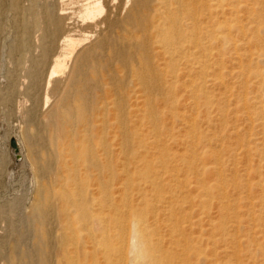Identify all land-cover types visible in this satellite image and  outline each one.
Wrapping results in <instances>:
<instances>
[{
    "label": "bare ground",
    "instance_id": "6f19581e",
    "mask_svg": "<svg viewBox=\"0 0 264 264\" xmlns=\"http://www.w3.org/2000/svg\"><path fill=\"white\" fill-rule=\"evenodd\" d=\"M30 1V6L23 5L25 7H21L18 0L12 2L25 13L26 17L21 21L23 32L28 35L33 26L40 28L43 40L54 33L59 51L54 53L49 74L44 75L49 76L50 83L53 76L61 75L60 80L69 94L68 100L56 99L50 110H47L48 105L47 109L45 107L51 119L48 135H42L40 130L42 141L41 144L37 142L42 150L41 158L35 160L39 189L25 219L28 223L24 221L30 225L32 244L25 249L20 246L23 248L19 250L17 242L21 244L23 240L19 236L23 237L26 231L19 233L23 226H16L19 230L14 232H18L16 238L21 241L8 243L12 247L6 257L11 264H213L215 261L205 255L199 244L201 236L190 235L193 227L183 213L188 200L172 195L171 201L176 202L180 210L170 212L169 221L160 218L155 201L169 199L162 184L166 178L158 179L164 177L159 173L161 167L157 168L158 172L143 154H148L149 146H155L159 149V162L168 164L170 158L161 150L158 138L162 128L159 108L162 105L170 114H175L180 81L189 77L192 82L190 94L197 110L196 115H191L192 121L188 125L191 131L187 135L194 143H201V150L190 151L189 162L183 159L182 166L198 176L196 182L185 181L203 197H209V191L218 188V181L203 185L206 180L203 176L210 172V166L198 163L202 157L214 155L217 167L214 172L219 165V171L222 170L220 153L203 148L205 136L199 130V124L210 121L215 101L208 93V83L210 80L221 82L225 55L235 49L241 51L235 57L239 67L248 61L247 68L242 66L235 75L239 80L245 76L246 82L256 79L264 96V0H253L251 4L248 0H55L47 6H40L38 0ZM109 2L114 3L112 7H108ZM33 8H40V13H35ZM39 17L42 18L40 22ZM244 19L255 25L245 24ZM238 34L241 39L235 37ZM24 37L25 34L22 44L14 49L21 50L25 60H32V36L25 37L27 40ZM49 44L45 42L42 46L43 53L36 64L48 59ZM247 45L250 48L248 54L242 51L248 49ZM73 58L69 69L67 61ZM216 64L212 73L214 78L205 80L208 70ZM38 65V70L32 73L37 79L44 71L42 65L40 68ZM50 83H46L47 86L50 87ZM72 93L78 103L73 101ZM81 94L84 98L79 97ZM243 100L246 102L241 106L248 108V97ZM255 102L257 106L259 101ZM263 102L261 99L259 103ZM261 106L264 108V103ZM217 108L223 116L226 108L219 105ZM259 123L257 121L261 126ZM151 128L155 131L152 141L149 140ZM191 132L198 135L192 136ZM17 144L19 151V142ZM49 174L54 175L50 181L45 179ZM62 174L64 178H54ZM180 179H173L174 183H181ZM55 184L59 186V191L53 188L57 192L52 190ZM168 192L170 196V190ZM200 203L208 204L209 199L202 198ZM226 207L224 210L228 209ZM239 227L236 225L235 230ZM228 236H224L225 239ZM235 238V242L231 240L235 246H224L227 255L238 256L245 249L244 239ZM257 250L263 252L261 247ZM241 263L242 258L239 259Z\"/></svg>",
    "mask_w": 264,
    "mask_h": 264
},
{
    "label": "rangeland",
    "instance_id": "374dc122",
    "mask_svg": "<svg viewBox=\"0 0 264 264\" xmlns=\"http://www.w3.org/2000/svg\"><path fill=\"white\" fill-rule=\"evenodd\" d=\"M52 1L54 2L55 0H38L37 2L40 6H47L53 3ZM12 2L13 0H0V215L2 216L0 217V264L12 263L11 261H9L6 255L10 252V249L12 247L10 245H12L14 241H19L23 238L22 241L20 240L21 244L20 242H17V247L19 246V250L23 248L20 246H24L25 249L26 247H28V245L32 244L31 240L33 236H29L30 234H32V231L29 227L30 225H26L28 222L25 219L27 218V215L29 213L28 210L30 211L32 204L34 203L33 201H35L37 189H39L38 183L40 177L37 173L35 160L41 158L40 156L42 150L40 149L39 144H41L42 140L40 136L41 134L44 135L45 133H47L48 135V122H50L51 114L47 110H50V107H53L54 103L57 102V100H68V98L66 97L69 94L66 92L67 89L64 88L65 86L60 80L59 76L61 75L53 76L54 80L51 81L52 83L48 82L49 76L47 77V75L51 70L49 68H51V64L53 62L54 53L59 51V47L56 44V38H54L55 35H53L54 33L51 32L50 35L46 37V39L50 41L46 39L43 40L42 38L44 36L42 30L33 26L32 29L34 31L31 29L32 31H29L30 34L27 35V33L23 32L24 30L21 22L24 21L26 16L24 11L22 12V8H20V10L19 7L21 5V7L30 6L31 1L18 0L20 6L18 4L16 6ZM248 2L251 4L253 0H248ZM112 4L114 3L109 2L108 7H112ZM254 5L258 6L257 3H255ZM260 5H262V3ZM251 6L252 5H250L249 7ZM35 8L37 9L38 7ZM35 8H33L35 13H40V8L39 10H36ZM34 11H32L33 14H35ZM246 14L244 16H246ZM22 16L24 18H21ZM38 20L40 22L42 18L39 17ZM244 20H246V22ZM244 20L243 22L247 25L251 23L248 19ZM253 24L255 25V23ZM253 24L251 23V25ZM77 33L80 34V32ZM24 34L25 37H28V39L29 35L32 36L30 37V44H32V47L30 46V54L31 56H34H32L34 58H32V60L31 58L25 60L23 58L22 51L14 49L15 47L17 48L18 45L22 44ZM77 36L79 35L77 34ZM40 37L42 40L40 39ZM235 37L241 39V36L239 34ZM31 40H33V42H31ZM45 42L48 44L50 43V52L48 54L49 57L48 59L46 58L48 63L46 62V59L44 61V63L46 62L44 66L42 65L44 63L41 64V62H39L42 65L41 69H43L44 71L42 70L43 76L37 79L34 78L35 76H33V74L35 73V69L38 70L36 65H38L39 63L36 64L35 62L36 60L38 62V60L40 59L39 55L43 53L42 48L44 47ZM246 48L248 49L242 51L247 52L246 54H248V52L250 53L249 45H247ZM238 52L241 51H236L235 49H233L229 52V55L228 53L227 55H225V60L221 65V82L220 80H215V82L210 80L213 77L214 68L216 69V66L219 64L218 60V64L214 65V67L212 66L208 70V77L206 78L207 75L205 76V80H210L208 83V93L214 97L215 101L211 109L210 121L208 123L206 121H203L202 124H199V130L202 131L206 138H204L205 143H203V148H206L208 152H210L211 150H217L218 154L220 153V161L222 162V170H220L222 172L220 173V165L218 166V169H216V172H214V167H216L214 155L202 157V159L198 161V163L204 167L210 166V172L206 173V175L203 176L204 180L206 179L203 185L206 183L205 185L208 186L209 184L218 181V188L213 190L211 189L209 191L210 198L208 196H201L196 188H192L191 185L187 184L190 180L192 182H196L198 176H195L196 174H191L190 170H188L187 167L182 166L185 163L183 160L184 158L187 160V162L190 161V151L192 152V150H196V148L197 150H201V143H194L195 141L193 140V138L187 135L188 131H191L189 129L190 127H188V125H190L189 123H191L192 121L191 115L192 117L193 115H196L195 113L197 110L194 107V100L190 94V90L192 88V82H190L191 78L189 79V77H184L182 78V81H180L181 83L179 84V90L176 97L177 115H175L176 112L174 114L175 116L173 114H170V112L162 105L159 108V110H161L160 122L162 128L159 132L158 138L161 143V150L163 151V153H166L168 159L170 158L168 164L165 165L159 162V159L157 157L159 156V149H156L157 147L155 146H149L147 148L148 154H143V156H146L151 160V164L154 165L157 171L161 167V169L165 172L164 173L162 170H159L160 172H158L162 173L161 177H164L158 179L160 180L166 178V180H163L164 182L162 184L165 185V195L169 197V199L165 198L161 201H155L157 202L158 214L161 219L169 221V213L178 212L180 210L178 204L171 201L172 195L176 199H186L189 202L186 203L187 207L183 209L185 210L183 213L187 215L188 221L193 227L190 235L193 237L201 236L198 238L199 241L201 240L199 244H201L205 255L208 258L210 257V260L212 259L211 261H215V264H227V261L231 260L229 264H239V259L242 258L241 264H264V108L261 106L264 102L262 104L259 103L261 99L264 100V96L262 97L260 93L261 85H259L260 83H257L258 81L256 79V83L253 80H250L252 82L250 83V81L246 82L245 76L243 78H240L241 80H239L237 75H235L237 71L240 70V68L242 69V66L246 67V65H248V61L245 60V64L243 63L244 65L241 64V67L238 66L239 62L237 59H235ZM73 60L74 58L70 59V61H67L68 65H70V62L71 64H73ZM41 65H38L39 68L41 67ZM71 67L72 65L69 66V69ZM31 69L33 70L30 71ZM45 73L47 75H44ZM57 79H59V81ZM38 80H40V82H37ZM46 83H50V87L47 86L48 84ZM248 84L251 86H249ZM60 88H63V90H61ZM243 89H246V91H244ZM62 91H65L64 95L61 94L63 93ZM244 96L248 97V108L243 107L245 105L243 104L244 101L246 102V100H243V98H245ZM59 97H62L63 99ZM70 97H72V95ZM79 97L84 98V94L79 95ZM72 98L74 99L73 101L76 100L74 94ZM255 100L259 101L258 105L260 107L258 105H255L257 104ZM241 103L243 104V106H241ZM75 105L76 104H74V106ZM218 105L223 107L224 109L226 108L225 110H227V112L223 110V116H221L218 111ZM139 106H141V103ZM45 107L46 109L48 107V109L45 110ZM257 107H259L260 109H257ZM243 108H246L247 112H245L246 110H244ZM259 110L262 111L259 112ZM45 111H47V113H45ZM246 113H249L250 115ZM181 114L183 115V117ZM43 115H45V118ZM47 117L49 118L47 119ZM257 121L258 123L260 122L259 124H261V126L257 124ZM41 123L43 127H41ZM40 130H42L43 132L41 131V133ZM154 132L155 131H153V129L151 128V133L149 134L150 141L153 140L151 139V137ZM35 133L37 135H35ZM194 133L195 132H191L190 134H192L193 136L195 135ZM196 135H198V133ZM37 136L40 137V140ZM11 137H14L16 141L19 142V157L15 156L13 147L9 143ZM37 142L39 144H37ZM192 142L194 146L192 145ZM34 145L38 146L36 147ZM48 148L49 146L46 147V149ZM154 154H156V156ZM156 163H158L159 166H155ZM172 170L173 172H171ZM187 171H189V173ZM53 176V174L46 175L45 179L50 181ZM58 176L60 178H64L63 174L61 176L55 175L54 178ZM184 176H186L187 179L186 177L184 178ZM176 178H181L180 180H182L183 183H186L187 180L189 181H187V185L185 183L183 184L182 182L176 183V181L174 183V180ZM219 178H221L223 183ZM219 183H221V185H224L220 186ZM185 185H189L190 187H186ZM246 185L250 186L247 187ZM180 186H182L183 188ZM53 188L58 190L57 188H59V186L56 187L55 184L52 186V190H54ZM179 189L182 190L178 191ZM221 189H224V195V192H222ZM167 190H170V196H168L169 192ZM173 191H175L177 195L174 194ZM54 192L57 191L54 190ZM185 195L188 199L185 197ZM202 198L209 199V203H200V200ZM221 207H226L228 209L224 210L225 208L221 209ZM19 218L21 219L19 220ZM24 221H26L27 223L25 222V224ZM233 222L235 224L237 223V226H240V229H238V231L235 230L236 225L233 224ZM11 225L12 227L15 226L13 227L15 228L14 230L12 227H10ZM16 226H20L19 228L23 226V228L22 230L20 229L21 231H18L19 228L17 230ZM27 226L30 228H28L29 230L27 229ZM24 229L26 231V234L23 235V237L21 234V236H19V234H16L18 232H23ZM225 229L226 231H224ZM231 230L234 232V234H232ZM216 234L217 236H215ZM226 235L229 236L225 239ZM16 236H19L20 239H17ZM235 237H238L240 240L244 239V243H246V250L244 249V247H241V249L244 250L240 252L238 256L227 255L224 249L225 247L230 246V244L235 246V243H231L232 241L235 242ZM216 238L217 240H215ZM208 239H210L211 241H208ZM10 241H13L11 242L12 244L9 243ZM213 241L216 242L213 243ZM22 242L25 243L23 244ZM26 242L28 243L26 244ZM258 247L263 248V252L258 251ZM215 249L218 251H215ZM4 254L6 258L4 257ZM209 254L212 255L209 256ZM215 258H217L218 260H215Z\"/></svg>",
    "mask_w": 264,
    "mask_h": 264
},
{
    "label": "water",
    "instance_id": "95a60500",
    "mask_svg": "<svg viewBox=\"0 0 264 264\" xmlns=\"http://www.w3.org/2000/svg\"><path fill=\"white\" fill-rule=\"evenodd\" d=\"M10 145L13 147V150L15 152V156L19 157V153H18V144L17 141L14 137H11L9 140Z\"/></svg>",
    "mask_w": 264,
    "mask_h": 264
}]
</instances>
